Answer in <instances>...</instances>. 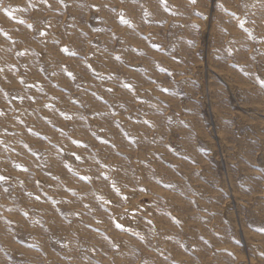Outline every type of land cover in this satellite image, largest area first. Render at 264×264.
<instances>
[{
  "label": "rangeland",
  "instance_id": "374dc122",
  "mask_svg": "<svg viewBox=\"0 0 264 264\" xmlns=\"http://www.w3.org/2000/svg\"><path fill=\"white\" fill-rule=\"evenodd\" d=\"M0 264H264V0H0Z\"/></svg>",
  "mask_w": 264,
  "mask_h": 264
},
{
  "label": "snow or ice",
  "instance_id": "6c2138e0",
  "mask_svg": "<svg viewBox=\"0 0 264 264\" xmlns=\"http://www.w3.org/2000/svg\"><path fill=\"white\" fill-rule=\"evenodd\" d=\"M193 2H194V0H193ZM79 157H77V159H78ZM117 227H121L120 225H117Z\"/></svg>",
  "mask_w": 264,
  "mask_h": 264
}]
</instances>
